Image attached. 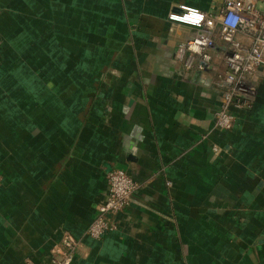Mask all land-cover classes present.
Returning <instances> with one entry per match:
<instances>
[{
  "label": "crops",
  "instance_id": "crops-1",
  "mask_svg": "<svg viewBox=\"0 0 264 264\" xmlns=\"http://www.w3.org/2000/svg\"><path fill=\"white\" fill-rule=\"evenodd\" d=\"M221 5L0 0V264H53L65 231L71 264H264V84L224 129L223 58L175 57L196 28L171 15ZM114 166L141 188L83 235Z\"/></svg>",
  "mask_w": 264,
  "mask_h": 264
},
{
  "label": "built area",
  "instance_id": "built-area-1",
  "mask_svg": "<svg viewBox=\"0 0 264 264\" xmlns=\"http://www.w3.org/2000/svg\"><path fill=\"white\" fill-rule=\"evenodd\" d=\"M171 16L196 28L189 38L176 43L175 57L185 71L184 79L194 70L210 67L214 56L223 58L226 69L217 75L218 107L213 120L214 125L231 128L236 112L247 111L257 87L264 84V0H222L216 12L188 8ZM216 45L220 49L213 55L210 47ZM139 188L141 184L123 167L107 171L104 197L83 235L99 239L115 229L116 215ZM82 245L81 237L65 231L51 248L53 264H71Z\"/></svg>",
  "mask_w": 264,
  "mask_h": 264
}]
</instances>
